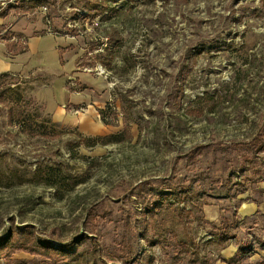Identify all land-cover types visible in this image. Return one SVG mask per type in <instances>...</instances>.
<instances>
[{
  "label": "rangeland",
  "instance_id": "rangeland-1",
  "mask_svg": "<svg viewBox=\"0 0 264 264\" xmlns=\"http://www.w3.org/2000/svg\"><path fill=\"white\" fill-rule=\"evenodd\" d=\"M1 10L71 42L77 69L104 81L93 100L106 131L55 122L35 95L40 74L0 77V237L24 246L11 259L1 247L0 264H53L26 249L44 241L74 243L63 264H215L224 242L210 204L249 237L236 208L264 185V151L250 146L264 129V0H0ZM113 134L122 140L83 141ZM174 186L186 188L180 205ZM179 206L194 212L185 222Z\"/></svg>",
  "mask_w": 264,
  "mask_h": 264
},
{
  "label": "crops",
  "instance_id": "crops-1",
  "mask_svg": "<svg viewBox=\"0 0 264 264\" xmlns=\"http://www.w3.org/2000/svg\"><path fill=\"white\" fill-rule=\"evenodd\" d=\"M70 44L64 36L49 33L48 29L46 31L42 22L15 19L10 14L7 17L0 16V74L26 78L35 73L40 74L41 80L37 85L42 87L38 88L35 95L44 102L55 122L80 126L81 131L88 135L104 134L106 125L97 110L101 106L97 99L93 100L94 91L103 89L104 81L77 69L76 58L68 51ZM73 80L85 83L87 88L73 90L70 85ZM80 104H87L89 110L73 113L67 109ZM258 189L259 197H253L249 191L238 197L236 224L247 225L249 222L253 226L248 228L249 237L243 240L234 235L228 241H223L215 264H230L228 260H233V264H264V185L259 184ZM209 206L206 218L213 222L221 218V224L216 226L217 232L225 219L230 221V225L235 223L228 216L222 220V216L229 212L223 214L226 210L220 205ZM255 227H259V230L262 227L260 238L253 234ZM244 244L249 246V249H244L245 253L240 249ZM238 253L241 254L238 256Z\"/></svg>",
  "mask_w": 264,
  "mask_h": 264
},
{
  "label": "trees",
  "instance_id": "trees-1",
  "mask_svg": "<svg viewBox=\"0 0 264 264\" xmlns=\"http://www.w3.org/2000/svg\"><path fill=\"white\" fill-rule=\"evenodd\" d=\"M10 13L6 10H1L0 11V16L2 17H7ZM4 75H9V74H0L1 76ZM11 118H10V122L11 123H15V112L13 109H11ZM263 131V132H262ZM261 132H259L257 134V136L253 139L252 143H250L251 145H254L255 147V153L258 154L260 152L264 151V129ZM123 133L126 135L130 134L129 133V129L126 127L123 131ZM120 140H122V138L117 135V134H113V135H105V136H99V137H84L83 141L86 143V145L88 146H95L98 143L101 144H108V143H113V142H119ZM246 161V160H245ZM185 187L184 188H178L177 186L171 187L170 188V193H168V196H172L175 199L178 200L179 205L180 203L183 201L181 198V193L185 191ZM166 196V194H164ZM174 205V204H171ZM175 210L174 212H176L181 220H183L184 222L186 221L187 218H189L194 212L192 209H188L186 207H173ZM230 221L225 219L222 223V225L219 227V232H217V234L220 236V238L223 241H228L230 238L234 237V234L230 232ZM14 238V234H10V235H6L5 237H0V248L3 247L5 248V256L8 257L9 259H11V257L19 250L23 249V244L22 245H18L15 248H8L6 247V245L9 244V242ZM74 243H67L63 246H54L53 244H51L49 241H44L42 244H40V246L38 248H34L33 246H28L31 248H26L28 251L34 253V254H40L42 256L45 257V259L47 261H51L53 264H63L62 259H58V256H63L65 258L66 254L69 253V251L71 250L72 246ZM247 246V247H246ZM120 249L122 251L125 250V255L124 256H132L133 252V246L125 241H122V245H120ZM128 249V250H126ZM189 246H184V250H188ZM240 249L243 251L244 249H249L248 244H244V246H240ZM246 252V250H244V253ZM241 253H238V256ZM228 262L230 264H233V260H228Z\"/></svg>",
  "mask_w": 264,
  "mask_h": 264
}]
</instances>
